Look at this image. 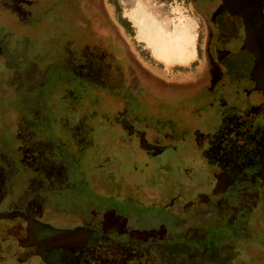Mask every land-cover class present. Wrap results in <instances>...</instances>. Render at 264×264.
Returning <instances> with one entry per match:
<instances>
[{
    "label": "flooded vegetation",
    "instance_id": "af4514ba",
    "mask_svg": "<svg viewBox=\"0 0 264 264\" xmlns=\"http://www.w3.org/2000/svg\"><path fill=\"white\" fill-rule=\"evenodd\" d=\"M23 1L0 0V222L7 225L2 239L9 242L0 245V253L14 260L5 264H235L243 250L234 243L239 234L242 240L250 235L245 224L264 223L261 216L249 217L264 200V67L249 48L255 40L264 43V0H256L263 10L251 19L252 28H259L250 38L241 15L218 12L221 0L204 11L206 37L203 47L198 39L194 65L208 62L214 68L209 89L223 118L215 134H201L170 116L143 128L134 110L118 117L123 133L134 140L132 149L139 147L154 161L153 179L146 183L136 176V161L126 155L123 164L114 154L129 145L124 137L103 146L108 153L99 151L92 136L95 113L86 104H73L68 120L61 121L65 134L57 135L56 105L47 107L44 95L74 93L99 80L83 78L77 65L59 66L56 73L43 69L28 60L27 40L21 39L22 50L11 45L1 16L6 12L25 24ZM105 79L111 81L110 74ZM161 105L160 115L168 111ZM189 143L213 169L207 186L192 194L174 177L173 157ZM210 236L219 247L209 245Z\"/></svg>",
    "mask_w": 264,
    "mask_h": 264
},
{
    "label": "rangeland",
    "instance_id": "374dc122",
    "mask_svg": "<svg viewBox=\"0 0 264 264\" xmlns=\"http://www.w3.org/2000/svg\"><path fill=\"white\" fill-rule=\"evenodd\" d=\"M221 1L24 0L25 24L6 12L2 13L1 21L6 24L5 29L13 40L11 45L16 50H22L21 39L27 40L30 47L28 60L40 63L43 69L50 68L51 72L56 73L59 66L77 65L83 78L104 82V85L98 81L93 86L88 84L80 87V90L76 88L74 93L57 91L53 95L48 94V97L44 95L47 107L56 105L52 116L54 130L63 137L65 129L61 121L68 120V110L72 109L74 103L79 104L80 108L86 104L95 113L91 119V125L95 127L92 136L99 145V151L116 136L121 139L124 137L129 145L123 150H116L114 154L123 164L127 163L126 155L131 161H136V176L146 183L153 179L154 161L139 147L138 152L132 149L133 138L123 133L122 127L117 124L118 117H130L134 110L138 115V127L143 128L149 127L154 119L170 116L186 127L199 129L201 134H215L223 118L221 103L209 89L214 82V68L208 62H199L195 66L197 56L182 53L193 51L198 39L204 46L207 28L204 11L215 8ZM118 11L131 21V28L122 27ZM230 11L232 16L240 15L236 9ZM237 17L231 18L228 24ZM241 17L244 18L243 15ZM194 34L196 39L193 38ZM231 45L237 46L235 43ZM106 74H110L111 81L107 82ZM231 85L236 88L233 83ZM225 95L227 98L232 96L228 92ZM238 99L243 101L245 97L238 95ZM161 104L168 111L163 109L167 112L160 115L158 110L162 109ZM45 105L41 110L44 114L47 110ZM3 113H0V118L4 117ZM102 150L103 154L109 152L107 148ZM173 158L176 168L174 177L184 182L182 187L186 188L188 194L202 185L207 186L213 169L207 164L204 152L189 143ZM146 162L149 165L146 166ZM131 175L134 177L132 171ZM160 176L161 173L157 179ZM263 186L264 183L260 187ZM173 187L176 189V186ZM261 193L264 196L263 190ZM258 216L264 219L263 197L249 217L256 219ZM245 226L250 235L248 240H242L239 234L238 244L234 243V246L243 252L232 262L264 264V260L257 262V259H264V223L254 220L251 227ZM6 228L7 225L0 222V245L4 246L9 243L2 239V235H8ZM216 238L210 236L207 239L210 246H220ZM246 243L251 244L252 248ZM2 256L5 255L0 253V264L8 261L14 263L13 259ZM245 257H253V260ZM37 263L30 261L29 264Z\"/></svg>",
    "mask_w": 264,
    "mask_h": 264
},
{
    "label": "water",
    "instance_id": "95a60500",
    "mask_svg": "<svg viewBox=\"0 0 264 264\" xmlns=\"http://www.w3.org/2000/svg\"><path fill=\"white\" fill-rule=\"evenodd\" d=\"M227 9H236V11H240V15H243L247 28H248V38H250V35L255 32V34L258 31V25L255 23L256 29L254 27L252 28L251 19L259 18L262 14V6L261 3L256 0H222V3L218 7V12H222ZM252 9H257L255 12H251ZM258 23V21H257ZM254 31V32H253ZM256 45L254 46L251 42V52L252 54L257 58L258 66L261 65L262 68L264 67V43L260 40H255ZM263 82H261V90L264 91V78L262 79Z\"/></svg>",
    "mask_w": 264,
    "mask_h": 264
},
{
    "label": "trees",
    "instance_id": "16d2710c",
    "mask_svg": "<svg viewBox=\"0 0 264 264\" xmlns=\"http://www.w3.org/2000/svg\"><path fill=\"white\" fill-rule=\"evenodd\" d=\"M117 8H119V5H117ZM117 16H118V19L121 21L122 23V27L124 28H131L132 27V23L131 21L127 18V17H124L120 11L117 12ZM154 63V61H152Z\"/></svg>",
    "mask_w": 264,
    "mask_h": 264
},
{
    "label": "crops",
    "instance_id": "0c3cea01",
    "mask_svg": "<svg viewBox=\"0 0 264 264\" xmlns=\"http://www.w3.org/2000/svg\"><path fill=\"white\" fill-rule=\"evenodd\" d=\"M192 23V22H191ZM193 38H195L196 39V35L194 34V37ZM182 54H184V55H186V54H188L189 56H198V44H197V42H196V46H194V48H193V51H191L190 50V52H188V53H182Z\"/></svg>",
    "mask_w": 264,
    "mask_h": 264
}]
</instances>
